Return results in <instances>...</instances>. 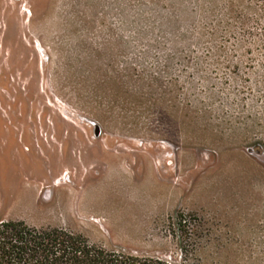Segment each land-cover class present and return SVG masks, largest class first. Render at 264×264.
Returning <instances> with one entry per match:
<instances>
[{"label":"rangeland","instance_id":"1","mask_svg":"<svg viewBox=\"0 0 264 264\" xmlns=\"http://www.w3.org/2000/svg\"><path fill=\"white\" fill-rule=\"evenodd\" d=\"M2 219L264 264V0H0Z\"/></svg>","mask_w":264,"mask_h":264},{"label":"trees","instance_id":"2","mask_svg":"<svg viewBox=\"0 0 264 264\" xmlns=\"http://www.w3.org/2000/svg\"><path fill=\"white\" fill-rule=\"evenodd\" d=\"M0 264L172 263L162 257L136 254L123 249H108L68 227H38L21 219H2Z\"/></svg>","mask_w":264,"mask_h":264},{"label":"water","instance_id":"3","mask_svg":"<svg viewBox=\"0 0 264 264\" xmlns=\"http://www.w3.org/2000/svg\"><path fill=\"white\" fill-rule=\"evenodd\" d=\"M100 133H101V129H100V127H99L98 125H96V126H95V135H96V136H99Z\"/></svg>","mask_w":264,"mask_h":264}]
</instances>
